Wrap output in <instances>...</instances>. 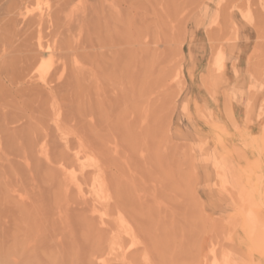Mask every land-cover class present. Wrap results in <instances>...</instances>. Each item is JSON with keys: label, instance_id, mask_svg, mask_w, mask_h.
<instances>
[{"label": "rangeland", "instance_id": "1", "mask_svg": "<svg viewBox=\"0 0 264 264\" xmlns=\"http://www.w3.org/2000/svg\"><path fill=\"white\" fill-rule=\"evenodd\" d=\"M59 1L0 0V264H264V0Z\"/></svg>", "mask_w": 264, "mask_h": 264}, {"label": "bare ground", "instance_id": "2", "mask_svg": "<svg viewBox=\"0 0 264 264\" xmlns=\"http://www.w3.org/2000/svg\"><path fill=\"white\" fill-rule=\"evenodd\" d=\"M37 1H39V0H37ZM49 1V0H48ZM57 1H59V0H57ZM8 2H9V4H12V6L14 7V8H24V7H28L29 6V4L32 2V0H8ZM67 2H68V4H67ZM69 2H70V0H64V2H63V0L61 1V3H62V5H64L63 7H66V6H68L69 5ZM60 3V1H59V4H61ZM58 5V4H57ZM58 7H60V5H58ZM62 6L58 9V12L57 13H59V11H60V13L61 12H63V10H64V8H63ZM61 8H63V9H61ZM62 10V11H61ZM20 11V10H19ZM18 11V12H19ZM24 12H22V14H23ZM18 14V13H17ZM21 14V13H20ZM21 14V15H22ZM26 14V13H25ZM44 14H42V13H40V14H37V15H35V16H33L32 15V17H29L28 18V20H27V22H29V25L30 26H32L33 24H35V23H39V21L38 22H36L35 20H40V22H42V21H44V19L43 18H45L44 16H43ZM50 15H51V13H50ZM25 16V15H24ZM27 16V15H26ZM49 16V15H48ZM37 17V18H36ZM23 18H25V17H23ZM26 19H27V17H26ZM30 19V20H29ZM25 20V19H24ZM35 21V23H31V22H34ZM31 23V24H30ZM28 24V23H27ZM44 51V50H43ZM223 55V54H222ZM221 55V57H223ZM224 59V58H223ZM133 60H134V58H133ZM52 61V60H51ZM127 63H128V61H126ZM135 62H137V61H135ZM217 62V61H216ZM219 63V62H218ZM221 63V62H220ZM133 64V63H132ZM49 64L48 63H44L42 66H41V70H40V72H43V74L47 71L46 70V66L47 67H49L48 66ZM131 65V64H130ZM218 65V64H217ZM125 66H127V65H125ZM128 67V66H127ZM222 67L224 68V65H222ZM127 69V68H126ZM222 69V68H221ZM221 69H220V71H221ZM46 70V71H45ZM128 70V69H127ZM224 70V69H223ZM127 73V72H126ZM42 74V73H41ZM46 74V73H45ZM44 74V75H45ZM133 74V73H132ZM43 75V76H44ZM130 75V74H129ZM127 76H128V74H127ZM46 77H47V75H46ZM129 77V76H128ZM133 77V76H132ZM45 78V77H44ZM43 79V78H42ZM48 79V78H47ZM45 80V79H44ZM42 149H44L45 150V148H44V146H42ZM44 152V151H43ZM75 157H76V162H78V163H80L81 165H84V161H83V159H84V157L80 154V152L79 151H77L76 152V154H75ZM63 170H65V172L67 171V167L66 168H64ZM71 180L75 183V185L77 184V186H79L78 188H79V191H80V193H81V191L83 192V190L81 189V186H80V182H79V180H78V178H77V176H76V174L75 173H73L72 172V175H71ZM96 182H99L98 181V179H96ZM103 192H105V186H104V184L100 181L99 183H97L96 184V188L94 189V196H95V199L96 200H99L101 197H102V195H103ZM94 204V203H93ZM93 208H95V206H93ZM96 209V208H95ZM96 211V210H95ZM105 220V219H104ZM104 220H103V222H104ZM125 242V241H124ZM125 246H124V243H123V241H122V239H114L113 241H111V243H110V250L113 252V251H116V250H118V252H119V250H120V252L123 250V253H125L124 251V248ZM127 249V248H126ZM228 260L227 261H229L230 260V258H227ZM100 263V262H99ZM102 264H106L107 263V261L105 262V260H103L102 262H101Z\"/></svg>", "mask_w": 264, "mask_h": 264}, {"label": "crops", "instance_id": "3", "mask_svg": "<svg viewBox=\"0 0 264 264\" xmlns=\"http://www.w3.org/2000/svg\"><path fill=\"white\" fill-rule=\"evenodd\" d=\"M236 67L239 69L240 67H239V64L237 63V65H236ZM261 96H264V93H262L261 95H259V97H258V99H257V101H256V104H257V110L259 109V105H260V103L262 102L261 100ZM234 105V104H233ZM263 118H264V115H263Z\"/></svg>", "mask_w": 264, "mask_h": 264}]
</instances>
